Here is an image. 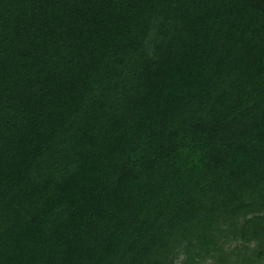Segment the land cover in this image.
I'll return each instance as SVG.
<instances>
[{"label": "trees", "instance_id": "trees-1", "mask_svg": "<svg viewBox=\"0 0 264 264\" xmlns=\"http://www.w3.org/2000/svg\"><path fill=\"white\" fill-rule=\"evenodd\" d=\"M261 212L264 0H0V264H201Z\"/></svg>", "mask_w": 264, "mask_h": 264}, {"label": "rangeland", "instance_id": "rangeland-1", "mask_svg": "<svg viewBox=\"0 0 264 264\" xmlns=\"http://www.w3.org/2000/svg\"><path fill=\"white\" fill-rule=\"evenodd\" d=\"M264 215V212L257 214ZM252 215L236 220L234 227H228L219 240L217 250L207 257L201 264H264V224L263 220L248 224ZM258 221V222H257ZM225 229V228H224ZM182 245L186 240L179 241ZM174 257L172 264H186V248L181 246Z\"/></svg>", "mask_w": 264, "mask_h": 264}]
</instances>
